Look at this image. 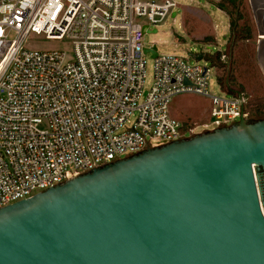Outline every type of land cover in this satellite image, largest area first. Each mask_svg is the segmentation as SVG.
<instances>
[{
  "label": "built area",
  "instance_id": "2783aa9c",
  "mask_svg": "<svg viewBox=\"0 0 264 264\" xmlns=\"http://www.w3.org/2000/svg\"><path fill=\"white\" fill-rule=\"evenodd\" d=\"M179 5L0 0V209L123 156L249 119L244 92L210 94L216 67L201 60L215 53L190 63L146 45V35L175 17ZM32 35L66 47L40 48ZM183 93L211 99L208 123L170 114L172 98Z\"/></svg>",
  "mask_w": 264,
  "mask_h": 264
},
{
  "label": "water",
  "instance_id": "95a60500",
  "mask_svg": "<svg viewBox=\"0 0 264 264\" xmlns=\"http://www.w3.org/2000/svg\"><path fill=\"white\" fill-rule=\"evenodd\" d=\"M0 264H264V119L146 149L1 208Z\"/></svg>",
  "mask_w": 264,
  "mask_h": 264
},
{
  "label": "rangeland",
  "instance_id": "374dc122",
  "mask_svg": "<svg viewBox=\"0 0 264 264\" xmlns=\"http://www.w3.org/2000/svg\"><path fill=\"white\" fill-rule=\"evenodd\" d=\"M176 1L180 3L175 9L176 16H169L162 21L157 27V33H148L146 45L157 43L160 53L182 55L190 63L199 62L201 52L215 53L208 57L215 60L212 61L216 67L211 79L210 94L229 96L223 91L219 80L230 79V85L247 95L249 119H264V67L260 50V30L251 0H240L239 10L233 14V18H237L234 28L231 27L232 16L217 8L214 1ZM239 33L242 34L241 38L237 36ZM206 35H216V39L207 38ZM206 39H211L210 42L213 43L209 44ZM31 40L40 48L66 47L61 42L50 41L43 36L32 35ZM218 52L226 57L217 58ZM212 61L205 56L201 63ZM153 70L154 59L152 54H148L147 86L153 81ZM211 105L209 97L183 93L172 98L169 111L181 121L208 123ZM239 121L240 119L236 122ZM158 144L159 141H151L152 146Z\"/></svg>",
  "mask_w": 264,
  "mask_h": 264
},
{
  "label": "trees",
  "instance_id": "16d2710c",
  "mask_svg": "<svg viewBox=\"0 0 264 264\" xmlns=\"http://www.w3.org/2000/svg\"><path fill=\"white\" fill-rule=\"evenodd\" d=\"M214 4L216 5L217 8L227 12L229 15L232 16L231 27L234 28L235 25L237 24V18L235 17V19H234L233 14H234V12H236V11L238 12V10H239L238 8L240 6V0H220L218 2H214ZM238 35H239V38L242 37L241 33L237 34V36ZM206 40H207L206 42L210 43L211 39H206ZM219 53L220 52H218V54ZM220 57H221V54H219L217 58H220ZM212 60L215 61L213 58H212ZM229 80L230 79H227V80L220 79L219 80V83H220L223 91L229 95H240L243 91L240 89H236L232 85H230Z\"/></svg>",
  "mask_w": 264,
  "mask_h": 264
},
{
  "label": "bare ground",
  "instance_id": "6f19581e",
  "mask_svg": "<svg viewBox=\"0 0 264 264\" xmlns=\"http://www.w3.org/2000/svg\"><path fill=\"white\" fill-rule=\"evenodd\" d=\"M253 10L255 13L256 21L260 30V38L264 39V0H251ZM262 47V64L264 67V42L261 43Z\"/></svg>",
  "mask_w": 264,
  "mask_h": 264
},
{
  "label": "crops",
  "instance_id": "0c3cea01",
  "mask_svg": "<svg viewBox=\"0 0 264 264\" xmlns=\"http://www.w3.org/2000/svg\"><path fill=\"white\" fill-rule=\"evenodd\" d=\"M208 1H214V2H218V1H220V0H208ZM221 10V9H220ZM205 37H207V38H214V39H216L215 37H216V35H206ZM210 43H213V42H210Z\"/></svg>",
  "mask_w": 264,
  "mask_h": 264
}]
</instances>
